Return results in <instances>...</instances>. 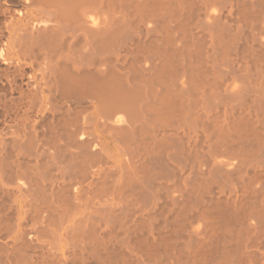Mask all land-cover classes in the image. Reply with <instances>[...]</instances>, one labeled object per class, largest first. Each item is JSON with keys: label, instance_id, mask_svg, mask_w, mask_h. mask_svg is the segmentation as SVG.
<instances>
[{"label": "bare ground", "instance_id": "bare-ground-1", "mask_svg": "<svg viewBox=\"0 0 264 264\" xmlns=\"http://www.w3.org/2000/svg\"><path fill=\"white\" fill-rule=\"evenodd\" d=\"M0 264H264V0H0Z\"/></svg>", "mask_w": 264, "mask_h": 264}]
</instances>
